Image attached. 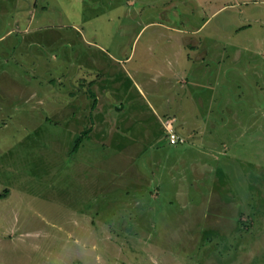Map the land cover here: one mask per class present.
<instances>
[{
    "label": "rangeland",
    "instance_id": "rangeland-1",
    "mask_svg": "<svg viewBox=\"0 0 264 264\" xmlns=\"http://www.w3.org/2000/svg\"><path fill=\"white\" fill-rule=\"evenodd\" d=\"M176 39L208 53L191 90L162 80ZM124 52L129 64L111 57ZM257 71L264 0H0V264H264ZM108 99L140 107L142 142L130 119L113 128ZM152 108L170 115L160 123ZM174 116L201 126L194 152L211 169L177 167L178 197L161 129L175 132Z\"/></svg>",
    "mask_w": 264,
    "mask_h": 264
},
{
    "label": "crops",
    "instance_id": "crops-1",
    "mask_svg": "<svg viewBox=\"0 0 264 264\" xmlns=\"http://www.w3.org/2000/svg\"><path fill=\"white\" fill-rule=\"evenodd\" d=\"M20 24H22V23L21 22H19L18 24L16 23V26L19 27ZM22 32H26V30H23ZM175 42L177 44V49H174L171 52V53H173L172 60L167 63V64H169L168 69H170L172 74L168 78L163 77L162 80H165V82H167V83H171V82H175V84L178 83V86L180 88H182V89H180V91L186 90L187 88H189L191 90V89H193V87L189 86L187 77L190 76L191 72H198V73L205 74V75L208 74V71L205 70L204 67L198 66L196 64V63H199V64L202 63L203 60L206 61L208 53L206 51L197 50L196 45H193V41L187 42L186 39H182V40L176 39ZM186 48L192 49L193 52H191L190 50L186 51L185 50ZM148 51H150V50H148ZM181 53L183 54L184 59L181 63H178V60L180 59ZM111 57L114 59L115 58H122L123 60H116V59L115 60L120 62V63H123L124 65H126L127 63L129 64L131 61H133V58H134L133 52H130L129 54H126L124 52L119 56H114L111 54ZM192 63H195L194 67H191ZM189 65H190V69L187 68ZM256 76L259 80L264 81V75L260 74L259 71H257ZM78 79H81V78H76L75 80H78ZM65 81L68 82V79L65 78ZM94 81L92 80V83ZM99 83H100V81L95 82L93 84V87L98 86ZM201 87L202 86H199L200 89H201ZM95 98H96V96H95ZM106 104H107L108 109L110 111H112V113L115 115L114 119L112 121L113 128H115V129L124 128L127 125V121L129 122V119H130V124L128 125L129 131L133 135L132 138H137L139 143L142 142V139L147 134H149L151 132L150 129L147 128L146 124L140 125L138 128L136 127V124L138 123V121H140L144 118V117L140 116V114L142 113V111L139 110L140 107H137L136 110L133 112V116H131L127 112L123 113L124 112V103H122L123 105H121V107H120L118 105L116 106L115 101H111L108 99V101L106 100ZM138 104H141V103L138 102ZM97 105H98V101L96 99V104L94 107H92L93 110L95 108H97L96 107ZM141 106H145V105H141ZM152 110H153V116L156 115L157 110L154 108H152ZM162 112L159 111L157 114L158 116L162 115L161 119H160V123L163 121V119H166L167 116L170 115L169 112H165L163 114H160ZM174 117L175 118H173L174 119L173 127L175 129L176 134L179 135L180 137L185 138V139L191 138L190 141H187L186 144H184V145L172 146L169 144L170 146L175 147V149H173V151H171L167 156L168 159H170V158L174 159V162L169 164L170 170H169V173L166 177V179H167L166 180V186L167 187L172 186L175 189V192H174L175 195H177V197H178L180 195V188L178 187V185L176 183L177 179H176L175 174L173 173L177 167L178 168H180V166L184 167L185 164H187L186 168L184 167L185 169L184 168H180V169H183L184 171L190 170L191 173L195 172V173H192L194 177L200 176L202 178L205 177V175H203V174H205L208 169H209V173H210L211 169L208 165H206V161L204 159L205 157H203L206 155H204L202 153L204 151H202L200 153V155H197V153L194 152L195 148H200V147L205 148L201 144L202 143L201 138L206 137L204 135V133L202 135L200 134V132H202L201 126L198 123L194 122L193 120L187 121L186 123L184 121L177 122V117L176 116H174ZM121 118H122V121L124 123L123 126H121ZM119 121H120V123H118ZM91 127H93V126H91ZM108 127H110V124H108ZM161 129H162V133L165 135L163 125L161 126ZM90 130L92 131V128ZM206 145L209 147L210 142L206 141ZM178 146H180V148H178ZM123 150L127 151L125 153L130 152L128 155H126L125 153H124V155L128 156L130 158L129 160L131 161V165H132L133 162L135 161L134 160L135 156H131V155H133L131 153V151H133V150H130L129 147L123 148ZM188 154H191L190 159H188ZM156 163H154L155 164L154 167L156 166ZM138 169H140V168H138ZM196 173H200V175H196ZM179 175H180L181 179H182V177H186V175L185 176H183L182 174H179ZM141 176H143V178H144L143 181H149L150 180V176L148 174L141 173ZM143 178H141V179H143ZM169 180H171V181H169ZM156 181L158 182V179ZM153 186L155 189H159V186H157V185H153ZM200 195H202V194H200ZM211 195H212V192L209 191L206 194V191H204V194L202 195L203 200L204 201L207 200L209 202L211 199ZM149 215H150V217L157 218V213H151ZM154 215H156V216H154Z\"/></svg>",
    "mask_w": 264,
    "mask_h": 264
},
{
    "label": "trees",
    "instance_id": "trees-1",
    "mask_svg": "<svg viewBox=\"0 0 264 264\" xmlns=\"http://www.w3.org/2000/svg\"><path fill=\"white\" fill-rule=\"evenodd\" d=\"M91 83H92V80L88 82L89 85H90ZM88 97L92 100V107H94L95 104H96V98H95L94 94L91 92V93H89ZM88 133H89V130H88V131H84V132H82L81 135L76 139V141H75V143H74V148H73L74 151H73V152H76V151L78 150V148H79L80 144L82 143V141H83L85 138L88 137ZM165 137L167 138L166 135H165ZM179 137H180V136H179ZM180 138L182 139V137H180ZM167 139H168V138H167ZM182 140H183L182 143H179V144H177V145H184V144H186V141H185L184 139H182ZM177 145H175V146H177ZM4 192H6V191H4Z\"/></svg>",
    "mask_w": 264,
    "mask_h": 264
},
{
    "label": "built area",
    "instance_id": "built-area-1",
    "mask_svg": "<svg viewBox=\"0 0 264 264\" xmlns=\"http://www.w3.org/2000/svg\"><path fill=\"white\" fill-rule=\"evenodd\" d=\"M165 135L168 138L169 144L175 146L179 143H182V139L173 131V129L164 130Z\"/></svg>",
    "mask_w": 264,
    "mask_h": 264
}]
</instances>
